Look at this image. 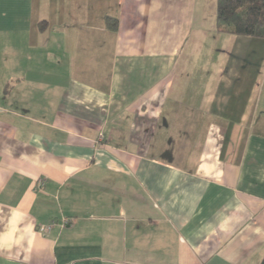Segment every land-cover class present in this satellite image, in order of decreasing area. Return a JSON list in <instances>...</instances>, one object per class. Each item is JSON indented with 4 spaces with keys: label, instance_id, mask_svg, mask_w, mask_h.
Masks as SVG:
<instances>
[{
    "label": "crops",
    "instance_id": "0c3cea01",
    "mask_svg": "<svg viewBox=\"0 0 264 264\" xmlns=\"http://www.w3.org/2000/svg\"><path fill=\"white\" fill-rule=\"evenodd\" d=\"M216 14L0 0V264H262L264 43Z\"/></svg>",
    "mask_w": 264,
    "mask_h": 264
},
{
    "label": "trees",
    "instance_id": "16d2710c",
    "mask_svg": "<svg viewBox=\"0 0 264 264\" xmlns=\"http://www.w3.org/2000/svg\"><path fill=\"white\" fill-rule=\"evenodd\" d=\"M118 22L117 18H111L108 26L115 31ZM216 27L217 32L222 35L264 43V0H217ZM256 52L252 55L253 61L247 78L256 62Z\"/></svg>",
    "mask_w": 264,
    "mask_h": 264
},
{
    "label": "built area",
    "instance_id": "2783aa9c",
    "mask_svg": "<svg viewBox=\"0 0 264 264\" xmlns=\"http://www.w3.org/2000/svg\"><path fill=\"white\" fill-rule=\"evenodd\" d=\"M38 184H39V186H43V181H39L38 182ZM65 222H66V224L69 222V220H65ZM41 232H44L45 230H48V231H50L51 230V227H48V228H44V227H42L41 229Z\"/></svg>",
    "mask_w": 264,
    "mask_h": 264
},
{
    "label": "rangeland",
    "instance_id": "374dc122",
    "mask_svg": "<svg viewBox=\"0 0 264 264\" xmlns=\"http://www.w3.org/2000/svg\"><path fill=\"white\" fill-rule=\"evenodd\" d=\"M233 78V77H232Z\"/></svg>",
    "mask_w": 264,
    "mask_h": 264
}]
</instances>
